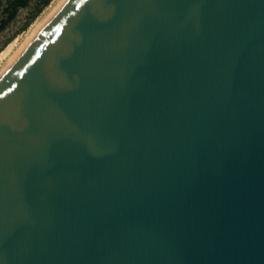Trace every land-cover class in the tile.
I'll use <instances>...</instances> for the list:
<instances>
[{
	"label": "water",
	"instance_id": "95a60500",
	"mask_svg": "<svg viewBox=\"0 0 264 264\" xmlns=\"http://www.w3.org/2000/svg\"><path fill=\"white\" fill-rule=\"evenodd\" d=\"M0 264H264V0H67L0 77Z\"/></svg>",
	"mask_w": 264,
	"mask_h": 264
},
{
	"label": "rangeland",
	"instance_id": "374dc122",
	"mask_svg": "<svg viewBox=\"0 0 264 264\" xmlns=\"http://www.w3.org/2000/svg\"><path fill=\"white\" fill-rule=\"evenodd\" d=\"M41 1L43 0H37V2L33 3L29 9L21 10L17 19L0 34V57L15 43L24 42L34 32L36 27L45 19V17H47L62 0H52L50 5L46 7L25 29V25L28 23L31 15L37 10V7ZM3 17V6L0 5V20Z\"/></svg>",
	"mask_w": 264,
	"mask_h": 264
},
{
	"label": "trees",
	"instance_id": "16d2710c",
	"mask_svg": "<svg viewBox=\"0 0 264 264\" xmlns=\"http://www.w3.org/2000/svg\"><path fill=\"white\" fill-rule=\"evenodd\" d=\"M36 2L37 0H0V5L3 6L4 11V17L0 20V34L17 19L21 10L29 9ZM51 2L52 0L41 1L24 28L26 29Z\"/></svg>",
	"mask_w": 264,
	"mask_h": 264
},
{
	"label": "bare ground",
	"instance_id": "6f19581e",
	"mask_svg": "<svg viewBox=\"0 0 264 264\" xmlns=\"http://www.w3.org/2000/svg\"><path fill=\"white\" fill-rule=\"evenodd\" d=\"M66 1L67 0H62L39 25L37 24L38 26L36 27L34 32L24 42L15 43L0 57V77L5 72V69L11 65L13 60H15L20 55V53L28 45L33 36L41 29V27L48 21V19L56 13V10L59 9Z\"/></svg>",
	"mask_w": 264,
	"mask_h": 264
}]
</instances>
